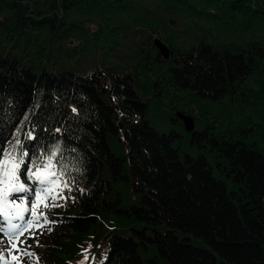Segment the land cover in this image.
<instances>
[{
    "label": "trees",
    "instance_id": "obj_1",
    "mask_svg": "<svg viewBox=\"0 0 264 264\" xmlns=\"http://www.w3.org/2000/svg\"><path fill=\"white\" fill-rule=\"evenodd\" d=\"M161 98L194 129H155ZM17 138L69 186L47 264H264V0H0V153Z\"/></svg>",
    "mask_w": 264,
    "mask_h": 264
},
{
    "label": "snow or ice",
    "instance_id": "obj_2",
    "mask_svg": "<svg viewBox=\"0 0 264 264\" xmlns=\"http://www.w3.org/2000/svg\"><path fill=\"white\" fill-rule=\"evenodd\" d=\"M28 139L34 140L36 137L29 132ZM21 147L17 138L14 145L0 153V232L8 235L13 241L18 240L19 236L33 226H41V221L43 224L53 223L39 209L41 206L45 210L61 206L57 201L65 198L64 190L69 188L63 170L57 167L58 146L50 153L41 154L33 159L31 166H25V157L29 156L28 151L17 154ZM24 177L37 185L34 199H30L33 190L27 186ZM14 221L23 223H14ZM13 248H16L15 244ZM22 255H31V253L22 252ZM11 259L17 262L19 260L17 256H12ZM0 264H11V261L0 255Z\"/></svg>",
    "mask_w": 264,
    "mask_h": 264
},
{
    "label": "rangeland",
    "instance_id": "obj_3",
    "mask_svg": "<svg viewBox=\"0 0 264 264\" xmlns=\"http://www.w3.org/2000/svg\"><path fill=\"white\" fill-rule=\"evenodd\" d=\"M104 53L105 50L100 47L97 56L101 59ZM111 60L113 61V63L115 62L113 59ZM116 63H120L121 67H127L128 65L132 64V60L127 63H121V61ZM179 94L181 95V97H186L184 93ZM171 108L176 111V114L179 112V108H182V105L176 103V101L174 100L170 101L168 98H161V102L153 104L150 107L147 119L149 120L150 124L159 132H169L171 130H177L178 132L183 133V135H185V129L180 131L177 128L181 120L176 122L171 119V115L169 114ZM210 114L214 115V117L216 116L220 122L227 123L226 121L230 120L235 122L241 119L242 117H246V108L238 110L236 105L227 106L226 108L216 104L211 105ZM202 142L203 141H201V143ZM189 146H191V142H189ZM204 150L205 146L196 145V149L188 147L186 149V152L188 154L196 156L198 151ZM26 184L28 187L30 186L28 183ZM31 199H34V195L31 197ZM39 211L44 212V214L46 215L47 210H45L43 206H41ZM28 218L29 217L26 214V219ZM14 223L23 222L14 221ZM55 229L56 228H51L49 226V223L43 224V221H41V226H33L31 229L24 232L23 235L19 236L18 240L15 241L10 240L8 238V235L0 232L2 234V237H0V255H3L6 260L11 261V264H47L50 252L49 243L52 241V236L57 232V230ZM23 240L25 241V245H22ZM13 244H15L16 248H13ZM16 249H20L21 251H17ZM22 252L31 253V255H22ZM12 256H17L19 258L18 262L12 261Z\"/></svg>",
    "mask_w": 264,
    "mask_h": 264
},
{
    "label": "water",
    "instance_id": "obj_4",
    "mask_svg": "<svg viewBox=\"0 0 264 264\" xmlns=\"http://www.w3.org/2000/svg\"><path fill=\"white\" fill-rule=\"evenodd\" d=\"M155 45L159 49L160 53L163 55L165 59L168 58L169 52L167 47L160 41L155 40ZM177 116L182 120L184 128L188 131H192L194 129V122L192 118L188 115H185L183 113H177Z\"/></svg>",
    "mask_w": 264,
    "mask_h": 264
}]
</instances>
